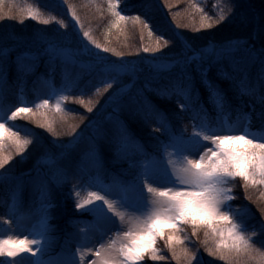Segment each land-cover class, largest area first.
Returning a JSON list of instances; mask_svg holds the SVG:
<instances>
[{"label":"rangeland","instance_id":"1","mask_svg":"<svg viewBox=\"0 0 264 264\" xmlns=\"http://www.w3.org/2000/svg\"><path fill=\"white\" fill-rule=\"evenodd\" d=\"M60 1L67 8L71 7L73 9L72 3L74 0ZM196 1L199 3L202 0ZM93 2L94 0H90L87 3L89 7ZM157 2L165 8H172L179 5L181 0H157ZM107 3H109V0H107ZM0 5L6 9L0 10V44L4 42L13 43L22 39L23 45H29L32 48L33 45L36 46L34 47L36 53L34 52L29 55L48 57L53 61H57L54 63L60 61L58 66L53 69L54 74L58 70L65 73L67 69L71 68H74L75 71L71 72L69 78L57 80V83L54 85L50 81L51 79L47 80L46 83L49 84L48 89L43 92L41 89H43L45 81L37 83L36 93H38V97L31 99L28 105L21 95L20 88L14 89L11 87L13 90H18L15 92H9L10 88L8 86L4 88V85H6V73L0 70V91L6 101L3 112L0 113L1 116L6 119L17 107L28 105L27 107L32 109L30 113H22L17 120L6 119V122H23L31 125L34 129L30 137H25L32 142L23 152H17L15 146L7 138L4 144L0 145V156H11L8 163L0 167V181H3V178L8 173L25 171L29 166L28 161L40 156V169L47 173L45 179L51 186V192L48 191L46 195L43 191L38 196H34L37 198H32L34 200H31L30 207L24 213L15 214L12 208L7 213L0 212V239L11 237L13 240L26 239L27 241H39L38 243L29 245L33 251L25 250L19 252L15 257L0 254V264H45L50 259L55 260V264H58V261L59 264H100L102 257L96 255L97 248H101L103 253L107 246L114 241L115 246L118 247L123 240V232L130 229V222L134 221L140 214L148 211L153 194L147 191L144 179L157 188L183 187L177 184L175 176V170L180 167L183 156L186 155L190 159H199L206 149L212 148L215 150V145L211 141L203 140L204 135L212 132L225 134L230 129L240 131L244 128H249L247 117L237 113L230 121L227 118L229 112H226L227 114L219 112V98L217 96H209L215 108V126L209 127L203 119L198 120V124L196 125L184 122L186 124L181 125L179 128L177 126L176 131L171 135V141H167L164 144L163 141L165 140L163 139L156 144L157 146L149 144L152 151L148 154L147 158L132 156L133 161L131 163L126 161L128 159L127 153L120 154L128 149L126 146L127 142L122 144L120 152L117 153L110 140H102L107 142L108 145L104 143L100 146L101 150L108 152L105 155L109 157L108 161L110 165L116 166L123 171L122 173L117 168H114L122 179L112 181L109 178L104 179L103 175L101 176L96 172H92L95 177V180H92L85 177V175L87 176L85 171L82 180H78L75 184L71 183L70 174L66 166L56 164L60 156L59 154L61 153L62 158L64 152H66V148L71 145L74 146L77 143L80 138L78 137L80 128L90 120L85 118L93 116L92 114L97 109L99 101H97L96 97H93L73 102V100L68 98V92H72V89L75 87H81L85 83H89L92 80L91 78L97 77L102 71H107L111 75L117 73L121 76L120 78L117 76L113 78L114 81L111 82V86L106 87V92H104V96H106L102 98L103 101L107 97L109 98V89H111L113 91V96H111L113 101L117 96L127 91L131 84L137 80L134 68L124 57L118 58V60L117 58H110L104 50L106 47L103 45L97 48L96 44L99 43L95 41L94 36H85V32L80 29L81 19L76 20L77 25L75 24V27L77 32L75 38H77L72 39L70 36L58 32L59 24L57 19L42 16L40 13L42 8L38 0H5L4 3L0 2ZM92 10L91 8L88 18L96 14V11ZM73 11L75 15V10L73 9ZM224 12H221V14H225V20L217 24H211L210 27H201L202 19L197 18L195 14L192 15L183 8L178 10V19L183 22V26H181L185 30L186 28L189 29L183 34L181 38L182 43L184 45L194 44V47L198 48L199 52L190 55L186 61L183 60V55L169 59L165 56L163 57L157 46H152L150 49H155V51L150 50L148 52L152 53L151 55L153 56H141L146 61V67L164 71L178 65V68L184 70V63L190 62L193 65H197L204 62L203 60L219 59L225 55L229 47L238 46V49L252 50L253 46H255L258 51L264 48V32L260 31V26L261 23H264V19H262L261 15L251 14V20L242 23L231 12ZM11 20L14 22L12 25L9 22L6 24L7 21ZM43 21L48 22L44 23ZM20 25L22 27L17 31ZM76 40H78L77 43ZM155 56H158V58ZM252 58L253 56H248V58H244L243 60L247 59V62L251 63L250 60ZM245 61L242 62L245 63ZM249 66H246L244 76H246V72L251 73L253 71L251 67L248 68ZM127 74H131L130 78H123ZM30 75L31 73H28L21 80L22 86L31 77ZM57 75L59 76V74ZM238 85L237 81H233L230 84L233 87ZM42 100H48L51 103L37 109L36 105ZM158 102L163 107L174 105L168 100H158ZM74 103L80 109L78 113L71 112L67 108L68 105L72 106ZM57 104H59V109H57ZM258 106L260 107V104H257L256 108ZM176 107L177 109H182L180 104H177ZM242 108L241 111H247L244 106ZM115 109L116 107L113 106L112 110ZM85 113H89V115L83 116ZM125 119H128V122L134 120L130 115H126ZM134 121L130 123L134 124ZM249 130L256 132L251 128ZM174 140H181L184 143L183 146L178 147L173 143ZM225 147L236 149L240 145L229 144ZM81 159L95 162L100 161L98 151L94 152L93 150L86 151ZM63 162L69 165L71 158H65ZM129 164L138 166L137 174L123 170L125 167H129L127 166ZM35 172L38 171L35 170ZM246 183L247 187H245ZM227 187L232 189L231 194L236 197L232 201L249 200L252 206H255L254 201L259 202L261 212H259V209L256 210L264 219V184L259 183V176L255 178V182L251 180L246 182L244 179L237 177L230 180ZM90 192H96L107 198L113 204V209L109 211L101 200H92L89 196ZM43 198H46V200ZM85 200H88L89 203L84 204ZM232 201L228 202V204ZM77 203L81 204V208L77 209L75 207ZM228 204L224 205L222 210L228 211ZM58 209L63 221L73 222V233L75 234L70 237L75 240L72 241V246L67 245L65 250L63 248L62 252L57 253V256H52L50 251L54 250L56 252L59 244L56 243L57 237H55L57 226L50 224V215ZM51 210L54 212H50ZM74 213L86 214L85 219L89 222L85 221V219L72 220L66 217ZM21 215L23 219L25 218L23 223L19 218ZM191 231V225H185L181 236L182 239L188 237L185 245L197 252V260L192 261V264H233L231 257L222 259L220 255L213 256L209 254L203 243L205 240L203 229L199 230L198 237L192 236ZM249 232L246 236L251 242L257 236V233L251 230ZM218 239L219 237H217ZM209 244H212L211 240H209ZM212 246L214 247V245ZM156 247L158 252L165 257L164 260L152 261L145 254V259L138 262V264H186L183 258L181 261L173 258L164 239H158ZM180 251L181 247L177 246V252L179 253ZM262 253L258 250L254 258L248 261V264H264V255H261ZM48 255H50L49 258H47Z\"/></svg>","mask_w":264,"mask_h":264},{"label":"trees","instance_id":"2","mask_svg":"<svg viewBox=\"0 0 264 264\" xmlns=\"http://www.w3.org/2000/svg\"><path fill=\"white\" fill-rule=\"evenodd\" d=\"M38 1L43 17H53L58 20V32L74 39L77 32L76 20L81 19L80 29L93 35L97 43L106 47L108 49L106 53L110 58H117V60L121 57L126 58L134 68L137 77L129 89L116 98L114 97L113 101L111 89H109L108 95L110 97H107L105 101L102 98L106 96H104V92H106V87L114 81L113 78L121 77L115 72L114 75H111L107 71H102L97 77L91 78L89 83L75 87L72 92H68V98L73 102L93 97L99 101L93 116L85 118L90 120L80 128L78 135L80 138L77 143L67 147L62 158L61 153L59 154L56 164L66 166L71 183L75 184L78 180H82L85 171L87 174L85 177L92 180H95L92 172L103 175L104 179L109 178L112 181L122 179L118 176V171L122 173L123 171L110 165L109 157L105 155L108 152L102 151L100 148L104 143H107L102 140H111L117 125H126L130 130L131 139L125 141L128 149L120 153H127L126 161L130 163L133 161V157L147 158L152 151L149 144L156 145L163 139L165 140L164 144L171 141V135L176 131L177 126L179 128L186 123L196 125L200 119L206 121L209 127L215 126V108L209 96L219 98V112L221 114L229 112L227 118L230 121L235 114H243L248 118L249 128L256 132L261 131L259 121L256 119V113L259 112L260 107L256 108V106L260 104L259 96L264 93V88L261 86V73L264 72V68L257 56L250 55V53L259 52L255 46L252 50L238 49V46L229 47L225 55L219 59L203 60L204 62L197 65L190 62L184 63V70L178 68V65L164 71L147 68L146 61L141 58V56L152 54L145 52V48L150 49L152 46H157L163 57L174 59L183 55V60L186 61L190 55L198 53L199 49L195 48L194 44L184 45L182 43L181 38L189 29L185 30L182 27L183 22L178 19V10L183 8L192 15L195 14L197 18L202 19V24H217L211 21L218 19L221 12L227 11L230 0H202L199 3L196 0H181L179 5L172 8L161 6L157 0H118V9L125 16H138L143 23L128 19L116 24H113L115 17L109 11L107 0H94L90 7L87 4L90 0H74L72 7L75 10V15L73 9L67 8L60 0ZM0 2L4 3L5 0H0ZM236 5L231 13L235 18H238V21L245 23L251 20V14L261 15L264 0H236ZM91 8L92 11H96V14L88 18ZM2 9L6 10L0 5V10ZM8 22L10 25L14 23L11 20L6 24ZM21 27L22 25L18 26L17 31ZM21 40L0 44V70L6 73L4 88L8 86L9 92L18 91L11 87L20 88L21 95L29 105L31 99L38 97L37 83L45 81L43 89H41L43 92L48 89L47 80L51 79L50 81L54 85L57 80L67 79L71 72L75 71L74 68H71L67 69L65 73L58 70L54 74L53 69L58 66L60 61L54 63L57 61L48 57L29 55L36 53L34 49L36 46L33 45L32 48L29 45H23ZM248 56H253L250 60L251 63L247 62V59L243 60ZM155 57L158 58V56ZM246 66L251 67L253 71L246 72V76H244ZM28 73H31V77L22 86L21 80ZM129 76L131 74H127L123 78L128 79ZM233 81H237L239 85L230 86ZM158 100H168L174 105L163 107ZM5 104L6 101L0 91V113L3 112ZM177 104L183 105L182 109H177ZM113 106L116 107L115 110H112ZM242 106L245 107L246 112L241 111ZM67 108L74 113H78L80 110L75 103L72 106L68 105ZM86 114L89 115V113H85L83 116ZM126 115L132 116L135 121H131L135 123L128 122V119H125ZM0 117H2L1 114ZM7 124L14 131L19 132L23 138L30 137L34 132L33 127L27 123L7 122ZM88 150L98 151L100 161L82 160L81 157ZM65 158H71L69 165H66L65 161L63 162ZM40 162V156L33 158L28 161L29 166L25 171L8 173L3 181H0V212L7 213L12 208L15 214L24 213L30 207L31 200L37 198L34 196H38L43 191L46 195L50 191V183L45 179L47 173L40 169ZM127 166L129 167H125L123 170L134 174L138 173V166L130 164ZM114 168H117L118 171ZM33 197L34 199H32ZM43 199L46 200V198ZM254 203L255 206H252L249 200L232 201L228 204L227 210L233 213L243 228L245 227V235L250 233L249 230L257 233L251 243L255 249L264 253V219L257 212L261 208L259 202L254 201ZM259 212H261L260 209ZM50 216V224L57 226L55 237H57L56 243L59 244L56 252L54 250L50 252L52 256H57V253L62 252L63 248L65 250L67 245L72 246V241L75 239H71L70 236L75 234L73 233L74 224L72 221H63L59 209ZM66 217L72 220H83L86 218V214L74 213ZM19 218L23 223L25 218L23 219L22 215ZM85 221L89 222L87 219ZM49 257L50 255L47 256V258ZM54 261L50 259L45 264H55Z\"/></svg>","mask_w":264,"mask_h":264},{"label":"snow or ice","instance_id":"3","mask_svg":"<svg viewBox=\"0 0 264 264\" xmlns=\"http://www.w3.org/2000/svg\"><path fill=\"white\" fill-rule=\"evenodd\" d=\"M235 6H237L236 0H230L227 5V11L232 12ZM109 11L115 17L113 24L128 19L143 23L138 16H125L122 11L118 9L117 0H109ZM261 17L264 19V5H262L261 8ZM223 20H225V14H221L218 19H214L211 22L219 23ZM43 22L47 23L48 21ZM210 26L211 24H201V27ZM145 27H147V24H145ZM260 31L264 32V23H261ZM84 35L88 36L89 34L85 32ZM96 47L99 48L101 45L96 44ZM104 50L108 51L106 48ZM150 50L155 51V49H144L145 52ZM117 55H120V53H117ZM250 55L257 56L262 68H264V48L258 53H250ZM261 77V86L264 88V72L261 73ZM48 103V100H42L36 105V108H43L48 105ZM133 103H135V101H133ZM259 103L260 110L256 113V119L259 121L261 131L251 132L249 128H244L240 131L230 129L225 134H220L218 132L206 134L203 136V140L211 141V143L215 145V150L212 148L206 149V151L200 155L199 159H190L185 155L182 158L180 167L175 170L177 184L183 187H189L190 185L188 184L179 183V178L181 176H190L193 169L202 171H207L210 167L215 169L212 176L215 181H218V185L215 187V195L211 203L210 212L207 215H202L197 209L190 207L185 210L183 215H179L174 209L169 208L158 213V215H167L171 217V219L165 221L163 224L156 223L154 216L148 218L146 216L147 212L140 214L135 220H140L142 223H140L137 228H130L124 231L122 234L123 240L118 247L115 246L114 241L107 246L103 253L101 248H97L96 255L102 257L100 264H138V262L145 259V254H147L152 261L164 260L165 257L158 252L156 247L158 239L161 238L164 239L173 258L177 261H181L183 258L186 264H192V261L197 260V252L194 249H189L185 245V241L188 237L182 239L181 234L184 231L185 225H191L192 236L198 237L199 230H204L205 240L203 243L210 255H220L222 259L231 257L233 264H248V261L254 258L258 250L254 248L249 238L245 235L246 230L242 228L241 223L237 222L232 212L224 211L222 207L236 198L231 194L232 189L227 187L230 180L240 177L246 182L250 180L255 182V178L259 176V183L264 184V159H261V149L255 147L257 145L264 146V93L259 96ZM181 107H183V105H181ZM57 109H59V104H57ZM31 111L32 109L27 106L17 107L6 119L15 121L22 113H30ZM89 111H91V109H89ZM6 119L5 117H0V145H3L7 138L15 146L17 152H23L32 141L21 137L19 132L10 128ZM236 136L243 137V139H224L225 137ZM129 139H131V133L127 126L117 125L115 134L111 137L110 143L114 145L116 152L119 153L122 144ZM173 143L178 147L184 144L181 140H174ZM229 144L240 145V147L236 149L225 147ZM241 148L244 152L254 150L256 153L255 157L247 156V158L241 157L237 159V152ZM10 159V155L0 156V167H3ZM144 185L147 191L153 194V199L149 208L152 207L153 201L159 197V190L169 188L153 187L152 184L148 183L145 179ZM245 187H247V183ZM177 188H179V186H177ZM89 196L92 200L103 201L109 211L113 209V204L104 196L96 192H90ZM83 203L88 204L89 201L85 200ZM75 207L79 209L81 208V204L77 203ZM117 214L119 215V213ZM148 227H150L151 231L154 233L149 243H143V239H132L133 236L140 234ZM217 237H219L218 240ZM209 240L212 241L211 245L209 244ZM38 242L37 240L27 241L26 239L13 240L11 237L0 239V254H6L8 257H15L19 252L25 250L33 251L29 245ZM133 245H137V247L133 248ZM212 245H214V247ZM177 246L181 247L179 253L177 252ZM133 253H135V255H133ZM261 255H264V253Z\"/></svg>","mask_w":264,"mask_h":264},{"label":"clouds","instance_id":"4","mask_svg":"<svg viewBox=\"0 0 264 264\" xmlns=\"http://www.w3.org/2000/svg\"><path fill=\"white\" fill-rule=\"evenodd\" d=\"M228 140H241L243 137H225ZM247 143V142H246ZM261 149V159H264V146H255ZM254 150H248L244 152L241 148L237 152V159L247 158V156L255 157ZM215 169L209 168L207 171L193 169L190 176H181L179 178L180 184H188L189 187H169L167 189H160V195L152 203V207L148 209L146 216L148 218L155 217L156 223L163 224L165 221L171 219L167 215H158L169 208L176 211L177 214L183 215L188 208H195L202 215H207L211 209V203L215 195V187L218 185V181L213 179L212 173ZM142 223L140 220H134L130 222V228H137ZM154 233L151 228H145L140 234L133 236L132 239H143V243L150 242ZM133 248L137 245H133ZM135 255V253H133Z\"/></svg>","mask_w":264,"mask_h":264}]
</instances>
